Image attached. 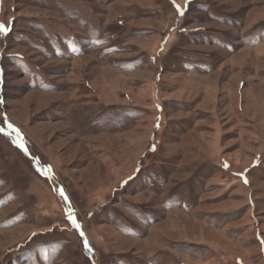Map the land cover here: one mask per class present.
Returning <instances> with one entry per match:
<instances>
[{
	"label": "rangeland",
	"instance_id": "1",
	"mask_svg": "<svg viewBox=\"0 0 264 264\" xmlns=\"http://www.w3.org/2000/svg\"><path fill=\"white\" fill-rule=\"evenodd\" d=\"M0 23V264H264V0Z\"/></svg>",
	"mask_w": 264,
	"mask_h": 264
},
{
	"label": "snow or ice",
	"instance_id": "2",
	"mask_svg": "<svg viewBox=\"0 0 264 264\" xmlns=\"http://www.w3.org/2000/svg\"><path fill=\"white\" fill-rule=\"evenodd\" d=\"M8 29L3 23H0V33L6 32ZM73 223L75 224V220L73 219ZM79 227V225H77Z\"/></svg>",
	"mask_w": 264,
	"mask_h": 264
}]
</instances>
